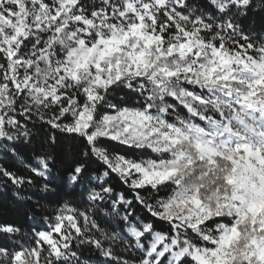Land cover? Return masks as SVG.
Returning <instances> with one entry per match:
<instances>
[{
  "label": "snow or ice",
  "instance_id": "6c2138e0",
  "mask_svg": "<svg viewBox=\"0 0 264 264\" xmlns=\"http://www.w3.org/2000/svg\"><path fill=\"white\" fill-rule=\"evenodd\" d=\"M0 264H264V0H0Z\"/></svg>",
  "mask_w": 264,
  "mask_h": 264
},
{
  "label": "trees",
  "instance_id": "16d2710c",
  "mask_svg": "<svg viewBox=\"0 0 264 264\" xmlns=\"http://www.w3.org/2000/svg\"><path fill=\"white\" fill-rule=\"evenodd\" d=\"M115 182V181H114Z\"/></svg>",
  "mask_w": 264,
  "mask_h": 264
}]
</instances>
